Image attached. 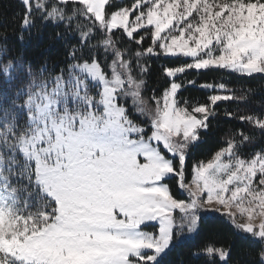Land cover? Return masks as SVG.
<instances>
[{"label": "snow or ice", "instance_id": "1", "mask_svg": "<svg viewBox=\"0 0 264 264\" xmlns=\"http://www.w3.org/2000/svg\"><path fill=\"white\" fill-rule=\"evenodd\" d=\"M224 77L264 82V0H0V264H264V88Z\"/></svg>", "mask_w": 264, "mask_h": 264}, {"label": "trees", "instance_id": "2", "mask_svg": "<svg viewBox=\"0 0 264 264\" xmlns=\"http://www.w3.org/2000/svg\"><path fill=\"white\" fill-rule=\"evenodd\" d=\"M51 33V30L44 32L41 37L34 40L32 43V46L28 49L27 55L29 58L35 59V60H42L43 58H46L49 60L50 63H54L56 61V52L55 49L51 51H46L49 44V35ZM202 78V82H203ZM207 79H211L210 77ZM217 80H219V77H216ZM225 82L229 84L230 87H234L237 89H243L247 90L248 88H253L260 90L264 88V82L260 81H252L251 83H244L242 84L238 80H234L231 77H224L223 78ZM186 96L195 97L197 99L202 98V93L200 90L197 89H189L185 92ZM236 105H233L232 110H234ZM226 118L221 116L220 122L215 128V130L209 134V136L206 138V142L204 146L200 149V152L204 155H207L210 153L211 150H213L214 144L216 141L220 140L221 137H223L224 133L228 130L231 125L229 123L225 122ZM221 237L223 239L232 240L233 238L228 236L227 233H221ZM196 241H189L185 246H182L177 249L176 254L174 256V259L176 260L177 264H184V262L189 260V248H191ZM238 245V250H239Z\"/></svg>", "mask_w": 264, "mask_h": 264}]
</instances>
